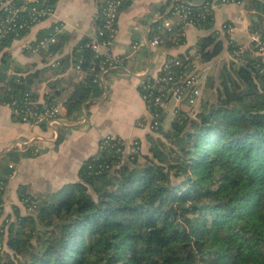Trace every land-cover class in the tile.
<instances>
[{
    "label": "trees",
    "instance_id": "obj_1",
    "mask_svg": "<svg viewBox=\"0 0 264 264\" xmlns=\"http://www.w3.org/2000/svg\"><path fill=\"white\" fill-rule=\"evenodd\" d=\"M217 1L168 0L150 38L160 37V46L173 48L184 43L185 28L195 26L210 32L197 44V59L201 64L212 62L224 51L212 9ZM229 1L245 4L250 32L264 37V0ZM22 4L23 0L13 2L14 7ZM179 6L189 9L188 23L163 32L164 20ZM95 22L103 24L101 18ZM16 25L1 42L0 106L22 107L25 96L37 98L31 92L48 80L46 102L61 100L57 82L50 80L53 72L65 71L66 60L59 61L58 70L21 74L4 52L30 32L29 14L21 13ZM21 25L24 28H18ZM55 27L35 43L43 58L62 54L69 42L60 33L54 43L37 48ZM90 42L84 39L77 44L69 64L75 69L81 63L85 73L65 99L69 121L105 92L103 82L95 81L99 68L91 71L93 63L99 65L104 58H95ZM229 52L231 63L211 77L218 78L216 96L193 114L179 108L169 133L162 126L154 130L162 137L149 138L152 145L147 154L141 148L138 153L128 152L121 139H105L100 142L102 150L81 166L79 183L65 187L61 199L38 201L21 191L20 200L27 209L33 204L35 208L30 216L17 214L16 222H4L0 236L7 231L13 256L0 254V264H264V54L253 44L244 50L230 43ZM177 59L181 64L172 68L175 83L171 87L180 86L186 75L197 77L191 55ZM198 82L195 78L196 87ZM150 85L149 91L140 89L141 95L156 96V82L151 80ZM192 89L182 107L192 108ZM151 112L159 114L157 121L164 125L166 114L153 108ZM39 152L34 149L26 156ZM22 156L11 151L0 161V220L14 173L10 165ZM195 246L201 251L196 252Z\"/></svg>",
    "mask_w": 264,
    "mask_h": 264
},
{
    "label": "crops",
    "instance_id": "obj_2",
    "mask_svg": "<svg viewBox=\"0 0 264 264\" xmlns=\"http://www.w3.org/2000/svg\"><path fill=\"white\" fill-rule=\"evenodd\" d=\"M103 0H58L53 15L34 26L22 39L12 43L4 53L21 69V74H31L44 68L60 69L59 61L66 60V69L60 75L53 72L51 82H57L61 90L62 106L60 121L56 127H33L20 123L13 116L10 107L0 106V161L11 151L24 155L21 160L10 165L14 173L7 184L4 195V214L0 220V234L4 222H16L17 214L30 216L33 211L27 209L20 200V192L31 195L38 201L52 198L61 199L65 187L79 183V170L83 163L98 153L99 145L106 138L123 140L127 147L138 142L144 154L152 141L162 136L152 128V116L140 89L146 76L157 77L168 59L191 55L195 60L196 75L201 96L195 107L181 106L177 101L169 111L163 125L164 133L172 130L179 108L193 114L205 101L216 96L217 77L220 70L229 65L232 55L229 44L248 49L254 42L250 32V13L243 4L217 6L214 9L215 30L224 44L223 53L208 64L197 59V44L210 32L195 26L184 30V43L173 48L153 47L150 44L152 26L162 19L161 12L168 0H132L119 14L118 34L113 44V53L123 58V65L111 68L102 77L104 95L84 107L76 119L66 118L64 107L67 99L84 76L71 65L77 44L90 39L94 32L96 15ZM167 9V8H166ZM62 26V34L69 37L63 53L43 58L35 50V43L44 33ZM138 46L137 48H134ZM0 55V65L3 60ZM58 61V62H57ZM49 80L40 83L36 92L40 100L50 94ZM181 106V107H180ZM170 113L172 118L170 121ZM62 139L59 143V139ZM40 151L37 156L28 157L27 152ZM30 150V151H28ZM26 156V157H25ZM31 212V213H30ZM0 254H10L7 231L1 238Z\"/></svg>",
    "mask_w": 264,
    "mask_h": 264
},
{
    "label": "built area",
    "instance_id": "obj_3",
    "mask_svg": "<svg viewBox=\"0 0 264 264\" xmlns=\"http://www.w3.org/2000/svg\"><path fill=\"white\" fill-rule=\"evenodd\" d=\"M131 1L132 0H109L106 1L97 12L96 20L101 18L103 24L102 26H97V24H95L93 35L90 38L91 42L88 45L94 53L96 59L99 60L104 58L99 65L93 63L94 67L91 71L94 72L96 71L95 68H99V73L97 74L95 80L96 82L99 80L102 81L103 75L108 72L109 68H116L124 63L122 57L113 53L112 47L118 34V20L121 8L124 5L130 4ZM13 2L14 0H0V14H2L3 17L5 16L4 19L0 18V54L2 52V40L7 34L15 30L17 27L16 22L21 13L27 12L29 14L31 30L34 26L40 24L53 15L58 0H43V2L42 0H23V4L20 7H14ZM43 3H45V5H43ZM28 4H32V7H28ZM231 4L239 3L229 0H220L217 1V4H213L212 9H215L217 6ZM189 6L192 7V5ZM174 10L175 12L173 15L164 20L162 24L163 32H172L178 25L188 23L189 9L186 10L183 6H179L174 8ZM18 28H24V26L21 25ZM60 33H62V26L58 25L55 27L54 32L51 35L38 43L37 48H46L49 44L54 43L55 36ZM161 42L162 40L160 37H154L151 39L150 44L153 47H159ZM253 45L254 48L258 50L259 54H264V37L254 35ZM137 47L138 46H135L134 48ZM180 64L181 63L177 58L168 59L163 64L160 74L157 77L146 76L142 82L141 88L144 91H149L152 88L150 85L151 80H154L157 85V93L155 97L150 92L142 95L152 116V120L154 121L151 124V128L153 130H157L160 126L163 127V125H160L157 121L159 114L151 112L152 108L156 113L161 112L163 114H167L168 101L173 99L181 104L183 98L188 96V90L190 88H194L190 92L192 94L189 100L191 107L196 106L197 101L201 96L200 87L195 86L196 77L191 74L185 76L182 81L183 83L180 84V86L171 87V85L175 83L172 68L179 66ZM75 70L85 76V73L81 70V63L75 67ZM31 93L37 96V98L34 99L30 94H27L22 107L16 106V103L7 105L10 107L16 120L20 123L33 127H42L44 125L46 127L54 128L58 126L61 116L60 108L62 106V102L57 101L50 104L46 102V100H40L35 90ZM107 139L109 140L114 138H106V140ZM102 148L103 146L100 144L98 151H101ZM140 148V144L135 141L129 146V148L127 147V150L130 153H138ZM34 208L35 205L33 204L32 208H29V210L33 211ZM1 249L2 247L0 243V250Z\"/></svg>",
    "mask_w": 264,
    "mask_h": 264
},
{
    "label": "rangeland",
    "instance_id": "obj_4",
    "mask_svg": "<svg viewBox=\"0 0 264 264\" xmlns=\"http://www.w3.org/2000/svg\"><path fill=\"white\" fill-rule=\"evenodd\" d=\"M244 6H245V4H243ZM220 81V80H219ZM220 83V82H219ZM210 100H212V98L210 99ZM209 100V101H210ZM175 103V100H173V102H171V104L169 105V111L171 110V108L173 107V104ZM195 107V106H194ZM195 112H198V110H195ZM194 112V113H195ZM171 118H172V114L170 113V121H171ZM141 152H142V154H144V152H143V148L141 147V150H140ZM146 152L148 153V151L146 150ZM140 161L141 162H143V159H140ZM31 213V212H30ZM32 214V213H31ZM195 250H196V252H200L201 251V249H200V247L199 246H195ZM4 256V255H3ZM13 256V253H11V255H10V257H12Z\"/></svg>",
    "mask_w": 264,
    "mask_h": 264
}]
</instances>
